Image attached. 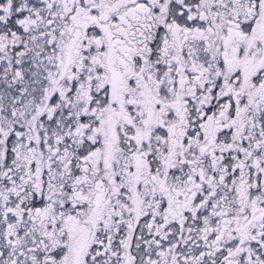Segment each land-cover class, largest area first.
Instances as JSON below:
<instances>
[{
  "label": "snow or ice",
  "instance_id": "6c2138e0",
  "mask_svg": "<svg viewBox=\"0 0 264 264\" xmlns=\"http://www.w3.org/2000/svg\"><path fill=\"white\" fill-rule=\"evenodd\" d=\"M0 264H264V0H0Z\"/></svg>",
  "mask_w": 264,
  "mask_h": 264
}]
</instances>
